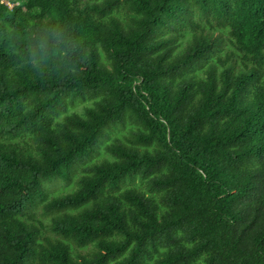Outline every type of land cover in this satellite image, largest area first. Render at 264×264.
<instances>
[{"label":"trees","instance_id":"trees-1","mask_svg":"<svg viewBox=\"0 0 264 264\" xmlns=\"http://www.w3.org/2000/svg\"><path fill=\"white\" fill-rule=\"evenodd\" d=\"M0 264H264V0H0Z\"/></svg>","mask_w":264,"mask_h":264},{"label":"rangeland","instance_id":"rangeland-1","mask_svg":"<svg viewBox=\"0 0 264 264\" xmlns=\"http://www.w3.org/2000/svg\"><path fill=\"white\" fill-rule=\"evenodd\" d=\"M2 1H4V0H2ZM8 5L10 7L12 6L10 4H8ZM220 38H221L220 48L222 50L221 56L224 59V61L226 59H228L227 56L229 55L228 57L230 58V63L231 64H234V63L238 62L239 59L236 56L234 57V55H233V54L236 53V51L232 48V46H230V44L228 42V38L226 36V33L222 37H220ZM220 66H222V65H220ZM219 68H221V67H219ZM236 68L239 69L240 67H236ZM88 105H89V103H80L75 108H72L70 110V113L71 112H82L83 108L85 106H88ZM114 138H115V136L113 135L111 138H107V139H105V140L102 141V144H101L102 146L100 148V153L92 161H90L88 163V165L91 164V163L101 162L103 160V158H105V155H104L105 154V147L108 144L112 143V141H113ZM81 172H82V169L81 168L76 171L75 180H74L75 182L78 180V177L80 176V173ZM64 186L65 185L59 184V185L55 186V188L53 189V191L55 193H59V191H62L61 193H67V194H69L70 192L73 191L74 187L76 188V185L74 187H70V188H66V189H64ZM39 215L40 214H38L37 217H39ZM46 222H48V221H46Z\"/></svg>","mask_w":264,"mask_h":264},{"label":"clouds","instance_id":"clouds-1","mask_svg":"<svg viewBox=\"0 0 264 264\" xmlns=\"http://www.w3.org/2000/svg\"><path fill=\"white\" fill-rule=\"evenodd\" d=\"M61 43L60 36L53 32L49 34V38L45 39L43 35L40 36L35 49L28 57V62L33 67H41L49 61L50 57L61 60L63 53L58 51L57 45Z\"/></svg>","mask_w":264,"mask_h":264}]
</instances>
